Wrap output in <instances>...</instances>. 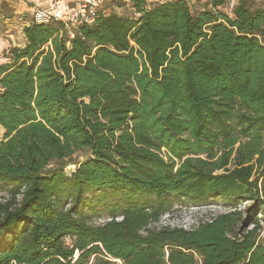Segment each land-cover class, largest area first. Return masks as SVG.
<instances>
[{
  "label": "trees",
  "instance_id": "16d2710c",
  "mask_svg": "<svg viewBox=\"0 0 264 264\" xmlns=\"http://www.w3.org/2000/svg\"><path fill=\"white\" fill-rule=\"evenodd\" d=\"M190 1L3 52L0 264H264V0Z\"/></svg>",
  "mask_w": 264,
  "mask_h": 264
},
{
  "label": "rangeland",
  "instance_id": "374dc122",
  "mask_svg": "<svg viewBox=\"0 0 264 264\" xmlns=\"http://www.w3.org/2000/svg\"><path fill=\"white\" fill-rule=\"evenodd\" d=\"M107 5L109 7H114L113 11L117 15L121 16H130L132 13L130 0H118L125 4L122 8H120L115 2L116 0H107ZM170 0H147L148 3L154 4L159 2H165ZM190 1V0H188ZM208 0H191V5L193 6H200L203 3L207 2ZM7 2L0 3V16H5L6 10H7ZM225 13L230 12V8L227 7L222 10ZM7 19L4 17L2 21ZM2 21H0V61L3 60V52L12 48L13 45H21L23 43L22 38V31L20 30L21 25H17L16 29L11 30V33H7V31L10 30V28L6 27L5 24H2ZM8 26H13L14 24H11V22H7ZM12 35V38L10 37ZM10 45V46H9ZM3 138V130L0 128V141ZM88 157V153L86 152H79L74 155L73 159L75 162H82ZM76 168L75 164H71L66 168V171H73ZM213 206H201V207H189L186 205H182L181 203H177L174 206V209L176 212L171 217H167L163 220V225L176 227V226H183L185 228H189L190 226L197 223V221L207 218L211 213L214 211H222L223 207L219 208H212ZM218 207V206H215ZM100 222V221H99Z\"/></svg>",
  "mask_w": 264,
  "mask_h": 264
},
{
  "label": "built area",
  "instance_id": "2783aa9c",
  "mask_svg": "<svg viewBox=\"0 0 264 264\" xmlns=\"http://www.w3.org/2000/svg\"><path fill=\"white\" fill-rule=\"evenodd\" d=\"M4 1V0H0ZM27 4V0H23ZM34 5L29 19L25 23V27L32 24H48L52 21L61 22L65 28L70 31V28L77 27L81 24H93L96 20L99 9L103 6L106 0H32ZM235 1H232V6ZM69 37H73L71 31L68 33ZM247 203L239 206V210L246 207ZM212 208H219L213 206ZM222 211H214L213 215L221 213ZM169 215L164 216L159 225H163V220ZM118 221L121 218L117 219ZM110 221V220H108Z\"/></svg>",
  "mask_w": 264,
  "mask_h": 264
},
{
  "label": "crops",
  "instance_id": "0c3cea01",
  "mask_svg": "<svg viewBox=\"0 0 264 264\" xmlns=\"http://www.w3.org/2000/svg\"><path fill=\"white\" fill-rule=\"evenodd\" d=\"M32 0H27V4L23 2V0H4V1H0V3L2 2H7L8 6H7V10L5 14V16H0V21H2V19L4 17H13L10 20L5 19L4 21H2V24H5L6 27L10 28L9 31H7V33H11V30L16 29L17 25H21L22 28H20V30L22 31V38H23V43L21 45H13V47H23L25 45V36L23 33V29L25 27V23L27 22V20L29 19V16L33 10V3L31 2ZM11 22V24H14L13 26H8L7 22ZM10 37L12 38V35H10ZM10 46V45H9ZM2 129V128H1Z\"/></svg>",
  "mask_w": 264,
  "mask_h": 264
}]
</instances>
